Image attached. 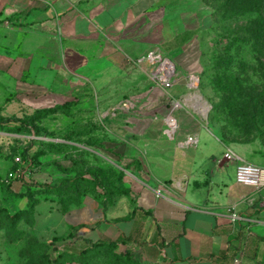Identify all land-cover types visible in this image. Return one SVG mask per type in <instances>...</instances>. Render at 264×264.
<instances>
[{
    "label": "crops",
    "instance_id": "1",
    "mask_svg": "<svg viewBox=\"0 0 264 264\" xmlns=\"http://www.w3.org/2000/svg\"><path fill=\"white\" fill-rule=\"evenodd\" d=\"M169 1L0 0V49L17 48L39 64L30 72L38 81L30 84L31 102L36 109L63 106L64 126L82 129L77 139L49 138L45 158L9 188L49 184L55 196L82 174L80 195L70 199L56 233L75 240L70 255L117 241L137 264H264V185L238 183L237 163L224 154L250 160L248 145L224 142L203 120L211 104L187 81L201 68L200 54L174 51L171 88L139 61L160 43L148 36L164 32ZM169 117L178 123L175 139ZM190 136L197 144L182 147ZM72 148L83 152L74 162ZM98 170L116 171L121 181L111 178L104 188L92 174Z\"/></svg>",
    "mask_w": 264,
    "mask_h": 264
},
{
    "label": "rangeland",
    "instance_id": "2",
    "mask_svg": "<svg viewBox=\"0 0 264 264\" xmlns=\"http://www.w3.org/2000/svg\"><path fill=\"white\" fill-rule=\"evenodd\" d=\"M260 1H263L264 14V0ZM224 3L225 0H171L167 7L166 20L162 26L164 32L161 34V31H158L148 36L152 44L158 40V37L160 40V43L152 45L151 51H159L169 58L175 50L177 56H186L194 52L200 54L201 68L193 70L189 76L194 73L200 75V86L194 90L196 93L205 95L202 101L206 99L211 104L208 115L203 116V120L209 122L212 130L220 136L227 131L226 127L235 125V120L228 116V109L225 108L213 84L214 59L231 37H250L248 35L253 29V24L250 23L253 14L229 18L230 9L223 8ZM174 34H176L175 37ZM19 52L14 47L0 49V118L24 120L35 126L40 134L51 136L35 137L30 132L20 133L14 128V122H11L12 126L8 129L0 128V264H74V262L78 264H134L116 248H98V246L82 253L75 261L69 263L67 259L57 261L60 255L67 254L64 252L55 256L53 246L56 241L66 240V237L56 233L60 227L61 215L65 211L64 207L68 205L70 199L58 194L51 195L49 190L45 193L38 192L35 193L34 205L30 208L25 196L9 188L11 171H15L16 168H20L21 172L29 170L35 161L37 152L39 153L38 159L45 158L41 153H47L50 150L49 138L70 136L77 139L82 133V129L78 127L69 129L64 126L62 111L39 116L41 111L55 109L56 106L36 109V102H31L34 97L28 93V90L30 84L38 81L32 79L30 72L39 64L34 63L35 58L32 54H20ZM20 56H25L30 63L20 62ZM5 57L6 59L10 57L12 60H7L8 63H5ZM245 59L250 66H254V58L246 56ZM237 67L236 65L233 70L237 71ZM258 67L260 68L259 64ZM261 74L263 77L257 78ZM250 77L253 79L252 83L260 87L261 92L263 89L261 85H264V73L257 74L251 71ZM49 104L44 103L45 106ZM35 117L38 118L35 119ZM225 136L230 143H239L231 141L235 138L234 134ZM250 138L251 142L241 143L248 145L246 152L250 160L246 161L263 167L264 129L255 132ZM26 147H30L27 154L24 153ZM82 153L80 148H72L69 149L67 155L74 162L81 158ZM17 157H20L23 163H18ZM32 190L39 191L36 188ZM16 211L22 213L15 222H11L6 216L7 214L13 215Z\"/></svg>",
    "mask_w": 264,
    "mask_h": 264
},
{
    "label": "trees",
    "instance_id": "3",
    "mask_svg": "<svg viewBox=\"0 0 264 264\" xmlns=\"http://www.w3.org/2000/svg\"><path fill=\"white\" fill-rule=\"evenodd\" d=\"M260 0H225L223 8H229V18H234L238 16H245L247 14H253V17L250 21L253 24V29L250 33V37L246 36H234L229 39V41L222 47L218 56L214 59L215 75L213 84L216 88V92L220 94V98L225 105V108L228 109V116L231 119H234L235 125L226 127L227 131H224L220 138L226 142L230 143V140L226 138L227 134H234L235 138L231 141H236L239 143L251 142L250 138L255 132H258L264 129V85H261V92L259 91L260 87L252 83L253 79L250 77V72L264 73V14L263 6ZM249 43V45H247ZM246 56H250L255 59L254 66L246 61ZM240 60V61H237ZM237 61V62H236ZM237 71H234L236 65ZM260 65V68L258 67ZM263 77L257 76V78ZM259 81L261 79H258ZM260 86V85H259ZM63 106H56L55 109L43 110L39 116H45L49 113H55L61 111ZM38 116V117H39ZM38 117H35L37 119ZM11 122H14V128L20 133L30 132L35 137H49L51 135L45 134L42 135L36 129L35 126L29 124L28 122L21 119H3L0 118V128L8 129L11 127ZM58 137V136H53ZM256 137V135H255ZM50 146L53 145L52 141H48ZM30 147H26L24 153L27 154ZM42 155L46 154L45 152L41 153ZM38 156V157H37ZM35 161L39 158V153L37 152ZM34 161V162H35ZM17 169V168H16ZM111 171V170H109ZM102 171L92 172L94 178L97 180L98 184L102 185L104 188H107L106 181L114 178L116 183L121 181L122 175L115 171V173ZM110 173V174H109ZM82 174L77 173L70 180L66 179L65 184L62 183L59 189L56 190V194L61 196H66V198H76L80 195L81 192V182ZM52 187L49 184L39 185L37 190L33 191L31 187L25 192H19L23 196H26L28 199V204L31 207L34 205L35 193H45L47 190H51ZM63 189H66L63 191ZM68 190V191H67ZM123 189H119V192ZM67 200V199H66ZM65 210L68 206L64 207ZM22 212L16 211L13 215L7 214V219L11 222H15ZM123 242V240L121 241ZM119 242L113 241L108 243L107 247L116 248ZM100 243L96 242L91 248L84 250L82 253H85L89 249H93L98 246ZM126 259L134 264H137L134 259L131 258L129 252L124 253ZM81 255H60L58 260L67 259V263L75 261L80 258ZM56 264V263H53Z\"/></svg>",
    "mask_w": 264,
    "mask_h": 264
},
{
    "label": "built area",
    "instance_id": "4",
    "mask_svg": "<svg viewBox=\"0 0 264 264\" xmlns=\"http://www.w3.org/2000/svg\"><path fill=\"white\" fill-rule=\"evenodd\" d=\"M0 26H2V21H0ZM139 61L143 64H146L151 68V75L154 81L162 84L166 88H171L174 85V77L176 74V65L174 61L164 56L161 52L152 50L145 56L141 57ZM201 77L197 74H191L189 76V86L191 89H196L200 86ZM168 126V136L171 139H175L176 131L178 128L177 120L173 117H169L166 120ZM197 144V138L194 136L188 137V139L184 142H180L182 147H190ZM224 159L226 161L236 162V179L238 183L244 184L246 186H250L256 189L261 188L264 185V168L260 165L254 164L252 162H248L240 155L235 153L232 150H227L224 154ZM18 163H23L20 157L16 158ZM22 172L20 168L15 171H11L9 173L10 179L20 178ZM158 196H162L164 194L162 188H158L156 191ZM233 221L239 219V214L234 212L232 214ZM74 239L69 240H59L54 243V255L59 256L60 254L71 250V248L75 245ZM236 263L239 262L238 259L235 260Z\"/></svg>",
    "mask_w": 264,
    "mask_h": 264
},
{
    "label": "bare ground",
    "instance_id": "5",
    "mask_svg": "<svg viewBox=\"0 0 264 264\" xmlns=\"http://www.w3.org/2000/svg\"><path fill=\"white\" fill-rule=\"evenodd\" d=\"M198 98V97H197ZM199 99V98H198ZM205 112V111H204Z\"/></svg>",
    "mask_w": 264,
    "mask_h": 264
}]
</instances>
